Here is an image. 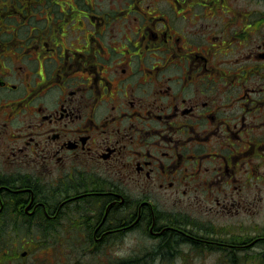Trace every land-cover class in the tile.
I'll return each instance as SVG.
<instances>
[{"label":"flooded vegetation","instance_id":"1","mask_svg":"<svg viewBox=\"0 0 264 264\" xmlns=\"http://www.w3.org/2000/svg\"><path fill=\"white\" fill-rule=\"evenodd\" d=\"M0 264H264V0H0Z\"/></svg>","mask_w":264,"mask_h":264},{"label":"bare ground","instance_id":"2","mask_svg":"<svg viewBox=\"0 0 264 264\" xmlns=\"http://www.w3.org/2000/svg\"><path fill=\"white\" fill-rule=\"evenodd\" d=\"M170 236V235H168ZM167 246V247H166ZM182 246V241L181 239H178V240H175L174 242H168L166 243H161V244H158L156 246H154L153 249L151 250H161V251H165V252H171L173 250V253L179 251L180 247Z\"/></svg>","mask_w":264,"mask_h":264},{"label":"trees","instance_id":"3","mask_svg":"<svg viewBox=\"0 0 264 264\" xmlns=\"http://www.w3.org/2000/svg\"><path fill=\"white\" fill-rule=\"evenodd\" d=\"M182 236H183V234L181 232L175 231L170 236H166L165 239L162 241V243H165V245H166L167 241L169 243L174 242L175 240H178L179 237H182Z\"/></svg>","mask_w":264,"mask_h":264}]
</instances>
